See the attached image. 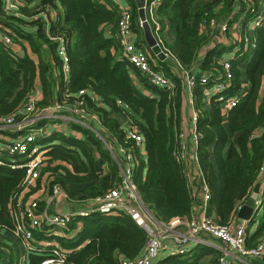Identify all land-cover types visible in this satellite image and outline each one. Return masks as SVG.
Here are the masks:
<instances>
[{
	"label": "trees",
	"instance_id": "trees-1",
	"mask_svg": "<svg viewBox=\"0 0 264 264\" xmlns=\"http://www.w3.org/2000/svg\"><path fill=\"white\" fill-rule=\"evenodd\" d=\"M19 2L20 5L12 1L6 10L4 0H0V32L11 37L24 52L22 56L16 55L0 42V119L19 113L33 95L38 82L41 99L35 104L37 113L56 105L71 106L78 99L79 91H85L81 97L85 109L88 114L99 118L106 132V141L111 146L117 143L132 154L131 180L145 210L164 223L175 218L190 219L194 206L193 184L189 181L185 162L177 161L173 155L181 132L184 78L170 71L166 63L159 69L151 66L171 80V88L160 89L151 85L123 58L117 35L120 12L112 5L99 0ZM247 6L252 7L255 14L262 12L264 0H161L154 11L155 18L175 36L174 43L167 47L170 55L183 71L191 72L198 67L202 73L194 74L192 96L198 116L195 156L203 184L209 191L208 205L219 225L232 223L238 207L249 198L256 185L264 159V128L258 137L250 140L264 125V94L260 96L264 79V20L253 31L255 51L245 72L249 91L229 111L228 129L223 125L222 103L212 97L206 107L203 96L216 77H223L222 56L237 44L232 49L215 45L201 61L198 62L197 57L214 38L215 28L210 27V21H224L229 31L232 24L240 21L239 17ZM41 9L58 11L56 18L47 26L42 20L32 19ZM255 14H247L240 21L242 31L249 28ZM131 17L132 32L137 33L140 27L134 5ZM60 38L64 40L68 84L64 82V61L59 55ZM239 45L238 55L227 61L232 75L227 89L229 95H234L240 88V66L246 61L243 42ZM130 72L149 96L137 89ZM203 76L208 77L206 85L201 83ZM92 94L96 96L95 100H91ZM117 116L139 131L143 138L142 151L127 139V128ZM21 120L22 117H17L16 122ZM46 122L33 124L19 134L0 131V135H5L12 143L48 123L59 124L56 120ZM64 125L70 131H53L50 136L45 131L48 135L36 136L32 143L38 149L47 148V151L34 187L22 194L20 203L18 200L24 189L26 172L9 167L14 156L1 149L5 141L0 139V264H4L6 246L12 253L8 242H4H20L12 233L15 217L40 189L47 188L50 192L53 186L58 185L66 194L68 203L80 204L91 203L120 186V167L124 165L122 156L115 161L102 140L85 127L72 122ZM71 132L80 137L71 135ZM230 137H235V142H231ZM70 185L81 186V190H74ZM262 198V212L249 223V227L253 223L258 226L253 235L246 237L247 247H253L264 239V192ZM43 206L42 203L40 211H43ZM24 222L29 226L27 219ZM77 222L82 224L81 230L70 238L46 236L44 225L41 231L32 230L33 238L51 245H54L53 241L57 242L66 252L69 264H120L122 259H136L147 239L145 230L124 211L116 215L93 212L87 218L70 223L67 232L74 230ZM197 247V252L194 249L184 255H171L160 260L159 264L218 263L220 252ZM48 255L45 250L33 251L27 255L26 262L40 264ZM204 256H209L208 260L202 261Z\"/></svg>",
	"mask_w": 264,
	"mask_h": 264
},
{
	"label": "built area",
	"instance_id": "built-area-1",
	"mask_svg": "<svg viewBox=\"0 0 264 264\" xmlns=\"http://www.w3.org/2000/svg\"><path fill=\"white\" fill-rule=\"evenodd\" d=\"M5 9L9 8L12 1H15L20 5L19 0H4ZM113 5L117 7L120 12V20L118 22L117 34L120 38L121 44L124 48V57L129 61L137 70H139L149 81V83L157 88H171L172 84L170 80L164 76L161 72L155 71L150 64L148 55L142 50L138 49L136 44L132 40V17L130 10L122 4L121 0H109ZM246 2L247 0H243ZM161 2V0H145V5L143 7L145 13V23L151 29V33L159 47H161V23L155 18L154 11L156 6ZM255 14L252 7L247 6L245 12L240 16V21L247 15ZM33 20H42L45 24L51 21L49 16V11L41 9L36 15L32 16ZM264 20V13L259 12L253 16L252 21L249 25L250 32L254 31L256 28L261 26ZM144 22L139 21V26L142 27ZM211 28H220L222 33L227 32L228 28L226 24H218L217 21L211 20L209 23ZM242 42L244 48L250 51L255 49L254 41L250 34H243ZM2 43L7 47L13 46V41L11 37L4 34ZM60 49L59 55L64 61V67L67 68V58L64 50V40L59 39ZM165 56L168 54L162 50ZM224 74L223 77H216L214 81L209 85V90L207 94L215 97L217 101L222 103L226 109L234 108L239 103V98L236 96H231L227 93V89L230 86V81L232 79L230 65L227 61L223 63ZM68 69V68H67ZM185 83L188 88L189 93L195 87V76L191 72H184ZM201 83L203 85L208 84V77L203 76L201 78ZM85 91H79L78 99L71 106L56 105L52 108H48L45 111L39 113L36 112L35 104L37 102L34 96H31L27 103L23 106L19 113L4 117L0 119V131H7L13 125H18L16 122L17 117H22L25 120L27 117L33 119V123H30L28 127L33 124L39 123L42 120H56L64 119L63 115L68 114L71 119L81 115L87 116L88 113L85 109V103L81 99L84 96ZM91 100H95L94 96L90 97ZM20 115V116H19ZM70 119V118H69ZM68 119V120H69ZM21 120V121H22ZM192 121L195 125L197 121V116L194 115ZM78 124L84 126L83 121L75 120ZM42 132L39 131L37 134V129L33 132L28 133L14 142H5L1 149L7 152L8 155L14 156V159L10 161L9 167L11 169H24L26 172V177L24 179V189L19 197V203L22 199V194L28 193L36 183L39 176V169L42 164L37 156V147L33 146V142L36 136L46 135V129ZM263 130L256 132L254 137H258ZM194 145L198 144V135L194 131L193 134ZM127 139L131 140L135 147L140 148L143 143L142 136L134 127H129L127 129ZM179 143L177 150L174 152V158L177 161L185 162L186 159V144H185V134L181 131L178 137ZM33 143V144H32ZM31 145V146H29ZM119 152L122 155L123 166L120 167L122 174V180L120 186L106 196L102 198H97L91 202V208H83L81 210H76L70 213H62L59 210L53 211L50 214L47 211H40V206L37 201H31L26 203V206L22 211H19L15 217V229L13 230V236L19 239L21 247L25 250V256L20 258L17 262L11 264H26L27 255L33 251H48L49 255L41 261L40 264H69L66 259V252L58 245H51L45 241H38L33 238L32 230L41 231L43 225L46 227L44 231L46 236H56L57 231L63 233L67 232L68 226L76 219H83L89 217L93 212L101 213L104 215H116L120 211L126 212L131 219L147 233V239L140 256L136 259H122L120 264H152L157 260L163 249H165V242L170 240L175 247L176 255H184L188 252L189 247L193 245L202 244V236H209L212 239L217 240L221 247L227 250L219 248L221 251V256L217 264H254L252 260L258 261L264 264V239L260 240L255 246H246V232L249 227L250 221L241 220L238 225H219L211 216L208 215V202L210 200L209 191L206 185L202 184V194H203V205L201 211L195 216H191L190 219L182 220L179 218L172 219L169 223H164L154 219L143 207L139 196L137 194L136 186L131 180V165L133 162L132 154L126 151L125 148L120 147ZM44 160V159H43ZM0 165L2 163L0 162ZM260 173H264V159L261 163ZM50 195L57 200H66L67 196L63 192L60 186L55 185L50 190ZM242 205L238 207L240 210ZM262 198H258L255 201V215L256 218L261 211ZM24 219L29 221V226H26ZM79 224V222H77ZM76 223V224H77ZM178 226H183L185 228L184 233L176 232ZM73 231V230H72ZM47 248V249H45ZM50 248V249H48ZM231 252L232 260L226 259V253Z\"/></svg>",
	"mask_w": 264,
	"mask_h": 264
},
{
	"label": "crops",
	"instance_id": "crops-1",
	"mask_svg": "<svg viewBox=\"0 0 264 264\" xmlns=\"http://www.w3.org/2000/svg\"><path fill=\"white\" fill-rule=\"evenodd\" d=\"M121 1H122V4L124 6H126L130 10V12H131L132 6L133 5L135 6V8L137 10V13H138V24H139L140 17H139L138 8H137L135 2L133 0H121ZM99 2L100 3H105L107 5H112V6L116 7L109 0H108V2L105 1V0H99ZM262 12L264 13V11H262ZM57 14H58L57 10L51 9L49 11V16H50L51 21H53L56 18ZM239 19H240V17H239ZM218 24L221 25V24H226V23L224 21H219ZM47 25H48V23L46 24V26ZM161 29H162V31H161V34H160V39H161L162 43H161V47L160 48H161V50L165 51L168 54V56H166V58L164 60H160L157 57V55H155L152 52V50L150 49V47L148 46V44L146 42L145 32H144V29L142 27H140V30L137 33L136 32L133 33L132 40L136 44L138 49L142 50L143 52H145L148 55L151 66L156 67V68L159 69L160 65H162L163 63H166V65L169 67L170 71H172L176 75H180L182 78H184V72H187V71H183V69L180 67V65H178L177 61L170 55V53L168 51V48H167L169 45H172L174 43L175 36L164 25L163 26L161 25ZM243 31H242L241 23H240L239 20L237 22H235L234 24H232V26L229 27V31H227L228 33H226V32L222 33L220 31V28H215L214 38H213L212 42L209 45H207L206 47H204L200 51V53H199V55L197 57L198 62L201 61V59L203 58V55L209 49L213 48L215 45H222V46H225V47L234 48V45L237 44L235 46V48L233 49V51L228 52V53L227 52L224 53V55L222 56L221 63L231 59L233 53H234L233 57H236V55H238L237 53H239L238 51H240L239 39H240L242 33L246 34L247 32H249L248 34L251 35L252 39L254 38V35H253L254 32L253 31L250 32L249 28H247L246 30H243ZM3 37H4V34L0 32V42H2ZM120 44H121V41H120ZM10 48L16 55L22 56L23 53H24L22 48L18 44H13V46H11ZM121 48H122V56H123L124 59H126L124 57V48H123L122 44H121ZM244 51H246L247 56H246V61L243 64H241V66H240V71H241L240 72V88L238 89V91L235 92L234 95L230 94L231 96H236L237 98H239V101L249 91V84H248V81L246 79L245 72H246V67L249 64V61L252 58L255 49L253 51H250V50L244 48ZM117 59L121 60V57H117ZM63 71H64V82L66 84H68V82H69L68 81L69 80L68 69L64 67ZM191 73L195 74V75L196 74L197 75H202V73L200 72L198 67H195L191 71ZM130 75L133 78V82H134L135 86L137 87V89L139 91H141L143 94L149 96V92L144 90V88L138 82L137 78L133 75V73L130 72ZM170 82H171V80H170ZM184 82H185V78H184ZM193 91H194V89L192 90L191 93H189L188 88H187L186 83H185V91H184V95H183V98H182V106H181V110H180V119H181V131L185 134V144H186V149H187L185 165H186V167L188 169V172H189V181H190V183L193 184L192 193H191L193 198H194V206H193V209H192V216H195L197 213H199L201 211V207L203 205V194H202V191H201L203 181H202V174H201V171L199 169L198 162H197V159H196V156H195L198 144L194 145V143H193V141H194L193 134H194V131L196 132V123H197V121H196V123L194 125V123L192 121L193 116L194 115L197 116V112L193 108V99H192ZM263 94H264V79L262 80V85H261V88H260V96L263 95ZM32 96H34L36 98V100H40L41 99V91H40L39 82L36 84V89H35V91H34ZM92 96H95V95L92 94ZM211 98H212V96L208 95L207 92L204 93L203 103L205 104L206 107H208V102H209V100ZM96 102H97V98H96ZM231 109H226L222 105L221 113H222V116H223V125H224V127L226 129H228V127H229L228 113H229V111ZM63 117H64V119H56V121H59V124L55 123V125L58 126V129H55L56 132L67 133L70 130H67L68 128L64 125V123L65 122H69L70 123L71 121H72V123L75 122V121L69 119L71 117L68 114H64ZM117 118H120V122L122 123V125L124 126L125 129L129 128V123H128L127 120L125 121L120 116H117ZM74 119L77 120V121L80 120V121L85 122L84 126L81 125V124H79V125H81V126L85 127L86 129L90 130L98 138H100L102 140L103 144L105 145V147L110 152V154L113 157V159L115 161H118L117 158L119 156H122L120 154V152H119L120 146L117 143H114V145L111 146L106 141V139H105V133L106 132H105L104 128L102 127L99 118L96 115H92V114H88L87 116L79 115V116L75 117ZM43 121H44V124L47 123L46 120H42V122ZM22 122H24V120L19 121L18 124H21ZM76 124H78V123H76ZM47 125H50L52 127L51 124H47ZM27 128H29V127H27ZM263 128H264V125H262L258 129V132L263 130ZM23 130L24 129L19 131L18 134L21 133ZM138 133H139V131H138ZM71 135H75L77 137L79 134L71 132ZM0 139L4 140L5 142H7L9 140L5 135H0ZM230 141L231 142H235V137H230ZM0 146H1V143H0ZM143 146L144 145L142 143L141 147L139 148L141 151L143 150ZM142 154H144V153L142 152ZM192 184L190 185L191 187H192ZM257 185L259 186V192L257 194V199L258 198L261 199L262 195H263V192H264V173H260L259 174L258 181H257L256 185L254 186L253 190L251 191L250 195L253 193V191H254V189H255V187ZM64 204L65 205L62 206L61 210H59L62 213H70V212L78 210V208H76V206L78 204H74L73 202H70V203L66 202ZM87 204H88V208L90 206H92V204L90 202L89 203L87 202ZM74 205H76V206H74ZM80 209H83V208H79V210ZM262 209H261L260 213L262 212ZM207 212H208V215L211 216L218 223L217 218L215 216V213H214L213 209L209 205H208ZM237 213H238V211H237ZM252 219H253V217L251 218V220ZM254 219H255V217H254ZM240 221H241V219H239L237 214H236L234 220L232 221V225H238ZM257 226H258L257 223H255V224L253 223V225L251 227H249V229L247 230V232H249V233H247L246 237L253 235L255 233V231L257 230ZM176 232L184 233L185 232V228L183 226H178L176 228ZM60 233H63V232H60ZM56 236L57 237H62V236H60V234L56 235ZM64 237H67V235H65ZM70 237L71 236L68 235V238H70ZM4 243H7L12 248V250H11L12 253L8 252L7 246H6V248H4V251H3L4 252V264H11L13 262H17L20 258L25 256L24 252L22 251L23 249L21 247V243L20 242H15L14 244H9V241H5ZM165 246L166 247H165V249H163L160 257L157 260H155L152 264H159V261L162 260L163 258L171 256V255H176L175 252H174L175 247L173 246V243L170 240L165 242ZM197 246H204V247H207V248H210V249H214V250H217L220 253H221V251H219L220 250L219 248L227 250L224 247H221V244L217 240L212 239L209 236H202V244L190 246L188 252H192L194 249L197 252V249H198ZM208 258H209V256H204L202 261H206V260H208ZM226 259H228L229 261L232 260L231 252L226 253ZM26 260H27V258H26ZM252 262L254 264H261V263H259L258 261H255V260H252ZM26 264H27V262H26Z\"/></svg>",
	"mask_w": 264,
	"mask_h": 264
},
{
	"label": "rangeland",
	"instance_id": "rangeland-1",
	"mask_svg": "<svg viewBox=\"0 0 264 264\" xmlns=\"http://www.w3.org/2000/svg\"><path fill=\"white\" fill-rule=\"evenodd\" d=\"M249 32H247L246 34H248ZM242 42V37H240V39H239V43H241ZM233 51V50H232ZM233 53V52H232ZM233 56H234V53H233V55H232V57L231 58H233ZM30 117H27L25 120H24V122H22L21 124H18V125H13L12 127H10L9 129H7V131H8V133H18L19 131H21L22 129H27V127H28V125H30V123H33V121H34V118L33 119H29ZM71 119V118H70ZM71 120H73V121H75V119H71ZM48 121H50V120H48ZM72 122V121H71ZM73 123H75V122H73ZM77 123V122H76ZM48 124H51L52 125V127L50 126V125H47V126H44L43 128H38L37 129V134L39 133V131H43V130H40V129H46L45 131L46 132H49L47 135L48 136H50L51 135V133L54 131V132H56V130H54V129H58V126L57 125H55L54 123H48ZM67 130H70L69 128L67 129ZM10 131V132H9ZM47 136V137H48ZM77 137H79V135L77 136ZM47 151V148L46 149H39L38 151H37V156H38V158H39V160L41 161H43V156L45 155V152ZM45 159V158H44ZM36 187V186H35ZM70 187L72 188V189H74V190H76L77 189V191L78 190H81V189H79L81 186H72V185H70ZM83 189H84V187H83ZM30 200L31 201H37L38 202V204L40 205V208H41V205H42V203H43V208H42V210L43 211H47V212H50V211H55L56 212V210H61V208H62V206L63 205H65L64 203H66V202H69L68 201V199H66V200H57V199H55V198H53L51 195H50V192H49V190L47 189V188H45L44 190L43 189H40L39 191H38V193H36L35 195H33L31 198H30ZM74 203V202H73ZM74 204H76V203H74ZM74 206H76V205H74ZM92 206H90L89 208H91ZM76 208H78V210H79V208H87L88 209V204L85 202V203H80V204H78L77 206H76ZM81 227H82V224L79 222V224L77 223L76 224V226H75V229L73 230V231H71V233H72V235H75V233L77 232V231H80L81 230ZM61 231H57L56 232V235H59L60 234V236H62V237H64L65 235H67V237H68V235H70V233H68V234H65V233H60ZM65 234V235H64ZM45 241V240H44ZM51 242V241H50ZM53 243L55 244V245H58L57 244V242H55V241H53ZM23 249V248H22ZM45 249H47V248H45ZM23 252H24V254H25V250L23 249L22 250Z\"/></svg>",
	"mask_w": 264,
	"mask_h": 264
},
{
	"label": "water",
	"instance_id": "water-1",
	"mask_svg": "<svg viewBox=\"0 0 264 264\" xmlns=\"http://www.w3.org/2000/svg\"><path fill=\"white\" fill-rule=\"evenodd\" d=\"M138 8V12H139V17H140V21L144 22L145 21V13L143 10V7L145 5V0H133ZM142 28L144 29L145 32V38H146V42L148 44V46L150 47V49L152 50V52L157 55V57L160 60H164L166 58L165 54L162 52L161 48L157 45L152 33H151V29L148 26V24H146L144 22V24L142 25ZM259 192V186L257 185L253 191V193L249 196V198L244 202V204H242L240 210L237 213V216L239 219L241 220H249L251 221V218L253 217L254 219V215H255V200L257 199V194Z\"/></svg>",
	"mask_w": 264,
	"mask_h": 264
}]
</instances>
